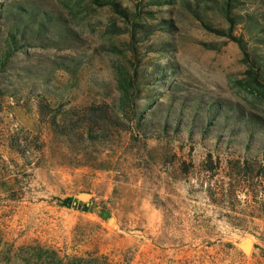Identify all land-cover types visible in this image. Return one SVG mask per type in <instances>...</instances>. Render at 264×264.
Returning <instances> with one entry per match:
<instances>
[{"label": "rangeland", "instance_id": "rangeland-1", "mask_svg": "<svg viewBox=\"0 0 264 264\" xmlns=\"http://www.w3.org/2000/svg\"><path fill=\"white\" fill-rule=\"evenodd\" d=\"M116 1L129 18L0 0V264H264V135L248 149L220 116L264 120L249 73L264 77V0ZM123 76L134 91L106 143L69 144L33 97L119 107Z\"/></svg>", "mask_w": 264, "mask_h": 264}, {"label": "trees", "instance_id": "trees-1", "mask_svg": "<svg viewBox=\"0 0 264 264\" xmlns=\"http://www.w3.org/2000/svg\"><path fill=\"white\" fill-rule=\"evenodd\" d=\"M170 1L171 0H152V3H156V5H163L164 3H170ZM190 1H194V4L198 6L199 4L209 3L215 0ZM93 2L98 7L111 6L116 12L128 18L130 17L127 10L122 8L116 0H93ZM227 5H230L229 2H227ZM230 13L231 12L227 10V14L229 15ZM8 37L9 43L14 44L17 42V36L15 34L11 33ZM237 41L241 42V46H243L241 39H237ZM245 56L246 60L249 61L247 53ZM250 63L251 69L249 70V73L251 74L252 81L261 80L262 82L260 84L264 89V77H261L257 71L256 62ZM120 86V99L122 104H119V107L104 103L86 105L80 111L76 110V108H69L66 110L65 107L67 104L65 102L60 104L58 103V101H63V96L53 95V93L49 90L33 94V97H35L38 101L39 112L43 121H47L53 131L66 138L69 144H75L77 138H80L82 142L86 143H106L107 131L111 129V127L123 125L121 118L124 117V113H126V105L130 104L132 98L131 92L134 91L133 82L124 76L120 80ZM58 97H60V100H58ZM54 100L56 102H54ZM71 109L73 112H71ZM222 109L223 108H221L219 103L209 104L207 109L209 123L212 122ZM59 116L62 117V120H60ZM220 116H224L226 119L228 117L233 118L234 128L236 127L240 132H247V147L252 143L255 137H257V135H264V120L255 113L234 109L232 114L223 111L220 113ZM140 124L141 123H138V126H140ZM257 159L258 158H256L254 162L258 163ZM244 165L249 166L250 164L247 160H245Z\"/></svg>", "mask_w": 264, "mask_h": 264}, {"label": "water", "instance_id": "water-1", "mask_svg": "<svg viewBox=\"0 0 264 264\" xmlns=\"http://www.w3.org/2000/svg\"><path fill=\"white\" fill-rule=\"evenodd\" d=\"M88 197V195H83L82 198L86 199ZM243 249L245 252H249L250 248H251V242H247L245 244L242 245Z\"/></svg>", "mask_w": 264, "mask_h": 264}]
</instances>
